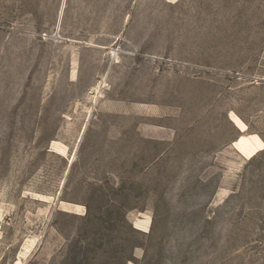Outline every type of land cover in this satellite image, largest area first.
I'll list each match as a JSON object with an SVG mask.
<instances>
[{
  "label": "rangeland",
  "instance_id": "1",
  "mask_svg": "<svg viewBox=\"0 0 264 264\" xmlns=\"http://www.w3.org/2000/svg\"><path fill=\"white\" fill-rule=\"evenodd\" d=\"M249 135L264 0H0V264H264Z\"/></svg>",
  "mask_w": 264,
  "mask_h": 264
},
{
  "label": "bare ground",
  "instance_id": "2",
  "mask_svg": "<svg viewBox=\"0 0 264 264\" xmlns=\"http://www.w3.org/2000/svg\"><path fill=\"white\" fill-rule=\"evenodd\" d=\"M230 119L232 123H234V125L241 132H244L246 130V126L243 123H241V121L237 117L232 116ZM236 147L242 152L247 153L250 156H253L264 149V143L256 135H249L245 139H241L240 141H238L236 143Z\"/></svg>",
  "mask_w": 264,
  "mask_h": 264
}]
</instances>
